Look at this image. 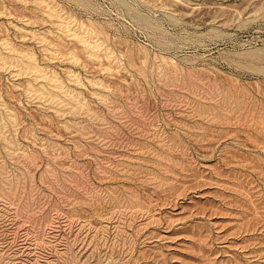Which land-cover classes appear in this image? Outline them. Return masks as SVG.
<instances>
[{
    "label": "rangeland",
    "instance_id": "374dc122",
    "mask_svg": "<svg viewBox=\"0 0 264 264\" xmlns=\"http://www.w3.org/2000/svg\"><path fill=\"white\" fill-rule=\"evenodd\" d=\"M0 264H264V0H0Z\"/></svg>",
    "mask_w": 264,
    "mask_h": 264
}]
</instances>
